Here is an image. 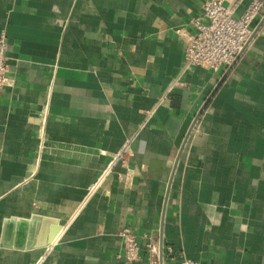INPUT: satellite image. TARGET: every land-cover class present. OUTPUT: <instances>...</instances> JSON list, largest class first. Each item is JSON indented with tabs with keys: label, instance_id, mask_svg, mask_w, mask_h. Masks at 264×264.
<instances>
[{
	"label": "crops",
	"instance_id": "obj_1",
	"mask_svg": "<svg viewBox=\"0 0 264 264\" xmlns=\"http://www.w3.org/2000/svg\"><path fill=\"white\" fill-rule=\"evenodd\" d=\"M202 1L0 0V264H264V8L187 68Z\"/></svg>",
	"mask_w": 264,
	"mask_h": 264
},
{
	"label": "built area",
	"instance_id": "obj_2",
	"mask_svg": "<svg viewBox=\"0 0 264 264\" xmlns=\"http://www.w3.org/2000/svg\"><path fill=\"white\" fill-rule=\"evenodd\" d=\"M244 0H235L226 5L224 0H203L202 14L192 18L195 31L188 37L184 48L185 67L199 65L213 71L233 63L251 34V25L255 17L263 10L264 0H246L242 12L234 16V8ZM235 6V7H234ZM8 40L0 32V87L7 84ZM127 148L114 156V162L126 163ZM129 177V173L126 174ZM119 235L122 239V256L126 261L139 259L140 244L133 230L124 226ZM152 251L154 248L148 244ZM154 251V250H153ZM179 264H203L194 259L181 257Z\"/></svg>",
	"mask_w": 264,
	"mask_h": 264
},
{
	"label": "water",
	"instance_id": "obj_3",
	"mask_svg": "<svg viewBox=\"0 0 264 264\" xmlns=\"http://www.w3.org/2000/svg\"><path fill=\"white\" fill-rule=\"evenodd\" d=\"M45 242H42L41 244H44Z\"/></svg>",
	"mask_w": 264,
	"mask_h": 264
}]
</instances>
